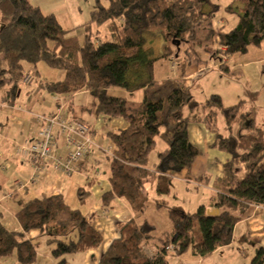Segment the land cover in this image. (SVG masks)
Wrapping results in <instances>:
<instances>
[{"label": "trees", "instance_id": "16d2710c", "mask_svg": "<svg viewBox=\"0 0 264 264\" xmlns=\"http://www.w3.org/2000/svg\"><path fill=\"white\" fill-rule=\"evenodd\" d=\"M236 1L242 4L237 24L215 34L219 52L226 55L246 53L264 42V0ZM207 2L97 0L89 20L80 26L85 33L80 44L75 37H68L70 31L63 29L55 15L45 14L29 0H0V24H4L0 33V87L7 98H15L20 81L31 75L26 66L35 69L43 62L63 76L57 82H45L48 93L69 100L86 89L97 99L96 114L129 122L126 130L107 134L115 150L108 175L112 190L103 195L104 205L118 197L143 213L149 200L146 186L152 180L160 197L157 207L167 206L164 197L171 191L168 172L190 167L199 154L188 139L190 123L205 125L216 136L214 146L231 154L223 177L213 182L210 207L202 205L194 213L183 215L172 210V231L159 238L151 235L155 227L148 222L138 226L129 220L101 264H169L170 257L188 251L208 258L231 244L236 224L254 207H264V126L258 123L256 113L244 100L225 106L218 94L199 103L183 79L156 82V61L172 57L174 52L169 50L161 58L151 59L150 51L143 47V32L154 27L165 28L170 43L187 39L197 24L212 16L202 11ZM221 69L229 71L225 62ZM111 89L129 93L143 90L144 98L138 108H132L128 98L112 95ZM160 140L166 148L158 152V161L151 168L150 155ZM88 195L79 189L81 204ZM18 219L22 230L9 229L0 221V260L15 256L14 264H36L38 245L27 237L33 230L52 247L56 264H67V256L95 249L103 241L79 210L69 209L62 194L29 201ZM149 242L158 247L152 257L145 254ZM248 264H264V247L256 250Z\"/></svg>", "mask_w": 264, "mask_h": 264}, {"label": "crops", "instance_id": "0c3cea01", "mask_svg": "<svg viewBox=\"0 0 264 264\" xmlns=\"http://www.w3.org/2000/svg\"><path fill=\"white\" fill-rule=\"evenodd\" d=\"M29 1L45 14L55 15L63 29L70 31L68 37H75L80 44H83L85 33L80 26L89 20L91 12L96 8L97 0H86L85 9L81 6L80 0H74V2L71 0ZM156 64L157 62L155 66ZM225 64L228 66L226 62ZM155 69V81L165 82V80L156 79ZM26 70L31 73L32 77L35 73L38 77L32 79L30 85L26 86L24 80L20 81V88L15 98H7L0 87V221L7 228L22 230L18 213L29 201L62 194L69 209L79 210L103 238L99 247L85 253L67 256V264H101L102 257L112 242L121 236V229L129 220L133 219L138 226L148 222L155 227L151 235L159 238L172 231L173 224L170 214L172 210H176L178 215H183L194 213L202 205L210 207L214 191L213 182L223 177L224 164L231 159V154L214 146L216 136L205 125L190 123L187 127L189 142L199 152L192 165L180 171L168 172L171 178V191L168 196L164 197L165 200L174 196V190L180 194V188L186 195L192 193V187L197 191H203V197L195 201L190 208L174 207L167 200V206L158 208L156 200L160 197L156 193V182L152 180L148 185L154 196L152 199L148 197L149 200L145 204L143 213L136 212L131 204L118 197L109 205H104L103 195L112 190L108 175L110 160L115 150L107 134L126 130L129 122L122 118L109 119L96 114L97 99L86 89H81L69 100L48 93L44 88L45 82L61 80L63 76L59 70L52 69L43 62L38 63L35 69L27 65ZM9 80L7 76L5 82L7 87L10 85ZM110 93L128 98V101L139 94L144 96L143 90L129 93L124 89H111ZM79 98L81 99L78 102ZM62 107L63 112L68 110L71 116L81 118L92 126L96 147L75 174L65 176L56 172L53 160L49 159L43 163L44 170L39 182L21 188L16 185V182H27L34 173V166L28 158L17 154V148L33 141L36 137L39 129L36 115L55 114ZM63 149V141L58 140L55 156L62 154ZM157 161L151 164V168H154ZM80 188L89 192L84 204H81L79 200ZM27 237L32 243L38 245L36 264H56L51 254L52 247L45 243L39 231H30ZM259 247H264L263 206L254 207L249 216L236 224L233 241L228 246L215 251L210 256V259H213L212 262L188 251L184 255L170 257L169 264H248ZM157 249L154 242H149L145 248V254L152 257ZM2 260L0 264H4Z\"/></svg>", "mask_w": 264, "mask_h": 264}, {"label": "rangeland", "instance_id": "374dc122", "mask_svg": "<svg viewBox=\"0 0 264 264\" xmlns=\"http://www.w3.org/2000/svg\"><path fill=\"white\" fill-rule=\"evenodd\" d=\"M80 4L84 9L86 8V0H80ZM202 11L212 16H207L197 24L188 38L180 41L179 45L173 43L174 39L171 43L167 40L168 32L165 28L154 27L143 32V47L150 51L151 59L161 58L169 50L174 52L172 57L156 61V79L159 81L185 79L193 97L202 103L213 94L220 95L225 106H232L244 100L247 108L256 113L258 123L264 126V42L261 47L252 46L246 53L234 55L220 53L221 47L215 34L222 28L229 31L237 24L242 15V4L236 0H208L203 5ZM224 62L229 66L228 72L221 69V64ZM143 98L142 94L130 98L128 105L138 108ZM80 99L77 101L79 102ZM65 113L71 116L68 110ZM222 128L223 123L220 119L221 132H223ZM165 148L166 145L160 140L150 155V164L157 160V153ZM148 184L146 195L152 199L154 194L150 192L151 188ZM191 190L192 193L187 195L182 193L181 188L180 194L174 190V196L166 200L174 207L188 209L204 194L194 187ZM196 231L199 232L198 226ZM210 258H207L208 262L213 261ZM2 261L4 264H14L16 257Z\"/></svg>", "mask_w": 264, "mask_h": 264}, {"label": "built area", "instance_id": "2783aa9c", "mask_svg": "<svg viewBox=\"0 0 264 264\" xmlns=\"http://www.w3.org/2000/svg\"><path fill=\"white\" fill-rule=\"evenodd\" d=\"M31 82L32 76L27 75L24 84L30 85ZM36 120L39 129L34 140L17 148V154L28 158L34 166V173L27 182H16L21 188L39 182L44 170L43 163L49 159L53 160L56 172L65 176L75 174L96 147L92 126L81 118L68 116L63 112V107L55 114H38ZM58 140L63 141L64 152L55 156ZM168 249L172 250L173 247Z\"/></svg>", "mask_w": 264, "mask_h": 264}, {"label": "water", "instance_id": "95a60500", "mask_svg": "<svg viewBox=\"0 0 264 264\" xmlns=\"http://www.w3.org/2000/svg\"><path fill=\"white\" fill-rule=\"evenodd\" d=\"M3 28H4V24H1V25H0V33H1V31L3 30ZM173 43L179 45V41H177V43H175V40H174ZM211 213L214 214L215 211H212Z\"/></svg>", "mask_w": 264, "mask_h": 264}]
</instances>
